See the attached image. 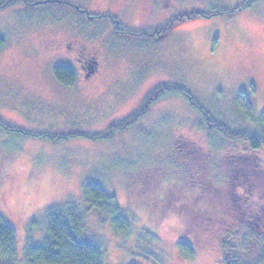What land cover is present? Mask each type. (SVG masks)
Listing matches in <instances>:
<instances>
[{"label":"rangeland","instance_id":"1","mask_svg":"<svg viewBox=\"0 0 264 264\" xmlns=\"http://www.w3.org/2000/svg\"><path fill=\"white\" fill-rule=\"evenodd\" d=\"M34 1L0 9V119L24 130H0V215L15 230L17 264H25L26 241L38 242L44 233V208L69 201L84 212L83 235L102 245L103 264H223L224 237L203 225L209 215L202 211H212L210 191L198 186L210 184L213 173L225 194L224 179L237 161L243 184L264 187V149L255 155L244 143L225 140L203 112L234 130H261L264 0L237 11L245 0ZM190 11L210 15L146 34ZM108 14L120 27L145 34L118 32ZM79 46L96 56L97 72L60 87L52 67L72 65ZM168 83L188 90L203 112L169 93L108 138L86 137L135 113L151 90ZM239 91L250 101V117L237 106ZM131 176L142 182L133 178L130 187ZM197 177L199 184H192ZM90 178L131 215L128 236L116 234L108 216L87 209L82 184ZM157 178L161 185L154 188ZM171 189L175 196L156 200ZM147 202L157 206L150 218L141 208ZM180 240L193 246L192 257L178 251ZM257 245L246 244L248 258Z\"/></svg>","mask_w":264,"mask_h":264},{"label":"trees","instance_id":"2","mask_svg":"<svg viewBox=\"0 0 264 264\" xmlns=\"http://www.w3.org/2000/svg\"><path fill=\"white\" fill-rule=\"evenodd\" d=\"M256 1L257 0H245L241 6L235 7L233 11L239 10L242 6H250ZM13 2L24 5L35 3L34 0H0V9ZM214 13L215 11L211 14ZM207 15L210 14L200 11L177 13L171 17L162 29L153 31L152 33L147 32L146 34H160L171 25L181 20ZM106 16L118 32L145 34L143 31L134 32L124 29L119 26L115 17L109 14ZM4 45L5 38L0 34V47ZM52 73L56 79L64 82L66 85L71 86L75 82L73 69L71 65L66 63L54 64ZM169 93L183 96L191 105L203 112L188 90L173 83L161 84L146 95L138 111L119 122L111 124L103 133L85 134L86 137L108 138L112 133L128 126L141 114L145 113L147 108L160 96ZM236 103L238 108L246 116L250 117L252 106L243 91L237 93ZM203 113L204 120H206L207 124L211 126L215 132L222 135L225 140L244 143L245 148L255 155L264 149V133L262 132L264 128V110L257 116V122L261 128L260 131L248 129L234 130L229 128L226 124L216 121L206 112ZM0 130L24 131L23 129L4 123L1 119ZM37 135L49 137L50 139L65 137L64 135L41 133ZM177 143L178 141H176L175 148L177 147ZM229 154L226 153L225 155L227 161L229 159ZM231 171L232 172L224 179L226 182L225 185L229 188L225 194H222L219 188L216 187V185L222 182V179L220 180V176H214L213 173L211 175L212 178H210V184L207 181L208 185L205 184V187H203L204 185L198 186L200 189H206L207 192L210 191L212 202V211L210 214L205 210L202 211L203 216H206V214L209 215L203 225L206 230L211 232L217 230L216 234L221 233V237H224L223 243L220 245L223 253V264H264V187L261 188L259 185H255L254 182L252 183V181L243 184L239 175L240 164L237 161L231 164ZM1 178L2 177H0V180ZM133 178L137 181H141L139 178L129 177L128 185L130 187L135 186L133 182L135 180ZM198 179H200V177H197V180L193 179L192 184H196ZM198 184L199 182L197 185ZM160 185L161 179L157 178V181L154 183V188H159ZM129 189L131 190L132 188ZM156 192H158V190H156ZM173 192L174 190L172 189L165 191L164 198L158 197L157 193L156 200L164 202L168 199L169 194H173ZM82 194L88 206L87 209L95 210L108 216L112 229L116 234L124 236L129 235L132 217L128 212L120 208L114 194L108 192L99 181L92 178L83 181ZM177 202L179 203V200ZM178 203L175 205L180 206ZM146 204V206L142 205L141 208L148 214V218H150L151 214L157 209V206H155L156 204L153 205V202H147ZM135 207L136 206L132 205L133 209ZM43 218L44 233L41 239L38 242L27 240L22 248L21 260H23L25 264H103L104 249L99 242L86 238L83 235L84 212L75 202L69 201L63 205H48L44 208ZM235 226H240V228L234 231L233 227ZM141 233L144 235L146 232ZM237 236L240 240L239 244L236 243L238 240V238H236ZM250 242L254 245L258 242V245L256 246V254L248 258L246 255V244ZM176 245L178 251L183 255L187 257L193 256L195 252L194 248L188 242L180 240ZM0 257L4 259V262L6 260L4 264H17L18 257L15 244V230L2 215H0ZM154 257L157 261H160L159 257L156 255H154Z\"/></svg>","mask_w":264,"mask_h":264},{"label":"flooded vegetation","instance_id":"3","mask_svg":"<svg viewBox=\"0 0 264 264\" xmlns=\"http://www.w3.org/2000/svg\"><path fill=\"white\" fill-rule=\"evenodd\" d=\"M62 36V35H61ZM59 36V38L57 40L59 41H66L65 42V46L68 45L69 40L65 39L64 37ZM55 39V37H53ZM50 39V41L55 42L54 39ZM82 46H79L76 49L75 55H74V60L72 61V69L75 75V82L72 85H75V83L77 82L76 80L78 79L80 81L79 78H81L82 80H89L92 78V76L97 72V60H96V56L92 55V54H85V52L83 51V49L81 48ZM56 79V78H55ZM57 83L60 85V87L63 86H69L64 84V82H61L60 80L56 79ZM57 85V84H56ZM57 85V86H59ZM71 85V86H72Z\"/></svg>","mask_w":264,"mask_h":264}]
</instances>
